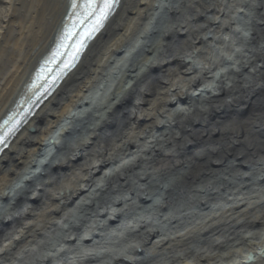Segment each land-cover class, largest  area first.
Segmentation results:
<instances>
[{"label":"bare ground","instance_id":"bare-ground-1","mask_svg":"<svg viewBox=\"0 0 264 264\" xmlns=\"http://www.w3.org/2000/svg\"><path fill=\"white\" fill-rule=\"evenodd\" d=\"M251 1L116 0L79 25L83 0H0V264H264V0ZM158 9L165 26L115 70ZM45 64L61 81L36 76ZM97 99L89 126L62 125ZM15 108L32 112L20 127Z\"/></svg>","mask_w":264,"mask_h":264},{"label":"rangeland","instance_id":"rangeland-1","mask_svg":"<svg viewBox=\"0 0 264 264\" xmlns=\"http://www.w3.org/2000/svg\"><path fill=\"white\" fill-rule=\"evenodd\" d=\"M163 3H164V7H165V5L168 3V1L169 0H161ZM247 1H249V0H247ZM258 1V0H257ZM256 0H254V2L253 1H251L252 3H256L257 2ZM158 11H159V13H160V11L161 10H159L158 9ZM157 14L156 15V17H154L153 19V21L151 22V25H150V29H149V31H148V33L145 35V36H143V37H141V39H140V43H139V45H138V47L136 46V48L134 49H131V50H127V52L128 53H125V54H123V55H121L120 56V59H119V61H117L118 63V66L115 68V70H118V71H120V72H122L128 65H130L131 63H133V62H135L137 59H139L140 58V55L142 54L141 52H142V48L144 47V46H146V45H148V43L150 42V39H152V36H154L156 33H155V31L156 30H158V29H161L163 26H165V18L163 17V20L161 21V19L162 18H158L159 17V15H161V16H163V12L161 11V13L160 14ZM238 17V26H239V30H240V32H241V35H243V34H245L244 33V30H247V28H248V26H247V21H245V20H241V19H243L244 17H242V15H238L237 16ZM158 18V19H157ZM163 22V23H162ZM151 30V31H150ZM151 36V37H150ZM251 44L249 43V45L248 46H250ZM243 46H246V44H243ZM234 48H236V51L238 50H240V47H239V45H238V48L237 47H234ZM123 64V65H122ZM118 71H113V72H110V74H109V78L110 79H112V80H114L115 81V79H117V77L119 76L116 72H118ZM216 86H218V84H216ZM124 87H125V85H124ZM213 88H215L214 86H213ZM96 93L94 94L95 96H97V94H98V90L97 91H95ZM200 93V92H199ZM199 93H196V95L194 94L193 96H194V100H195V98H196V96L199 94ZM91 96H93V94L91 95ZM98 100L99 99H97L96 101H93L94 102V106H92V107H89V109H88V107H87V109L86 110H79V111H76V112H74L73 114H72V116L69 118V119H67L66 120V122H64L62 125L63 126H66V127H69V128H72L71 127V125L72 124H74V123H76V122H80L81 123V125H88L89 126V123H92L94 120H93V118L95 119L98 115H99V113H98V111L100 110V108L101 107H98V105H96L97 104V102H98ZM103 100V102H106V98H103L102 99ZM263 102V101H262ZM255 103V102H254ZM256 104V103H255ZM259 102H257V105L259 106ZM256 107V106H255ZM70 124V125H69ZM85 127V126H84ZM77 129V131L79 130H81V127H78V128H76ZM76 134H74V138H76L77 136H75ZM57 137V135L55 136V138ZM74 138H71V140H74ZM55 140L56 139H53V140H50V141H47L46 143H45V145H44V149H43V151H44V157H43V159H48L52 154H54V152H53V149H52V143H53V141L55 142ZM34 176V175H33ZM152 192L154 193L155 191L154 190H152ZM156 195V193H154V195L153 196H155ZM154 199H155V197H154ZM141 203H142V201H141ZM144 204H145V202H144ZM133 213H137L136 211H134ZM173 213H174V211H173ZM119 232H122V229H120V231Z\"/></svg>","mask_w":264,"mask_h":264},{"label":"snow or ice","instance_id":"snow-or-ice-1","mask_svg":"<svg viewBox=\"0 0 264 264\" xmlns=\"http://www.w3.org/2000/svg\"><path fill=\"white\" fill-rule=\"evenodd\" d=\"M116 0H83L82 7L84 9V18L79 19L77 23L83 25L86 22V19L91 16H96L95 24L98 25L103 19L107 17V14L111 11L115 4ZM77 0H73V7H78ZM74 28L76 25L73 26ZM91 30H95L94 26ZM90 34V33H87ZM76 36L75 31H68L65 39L68 41L74 40ZM83 47V42L78 41L75 45L74 56L78 55L80 48ZM66 67L68 65H65ZM3 142V137H0V143Z\"/></svg>","mask_w":264,"mask_h":264}]
</instances>
